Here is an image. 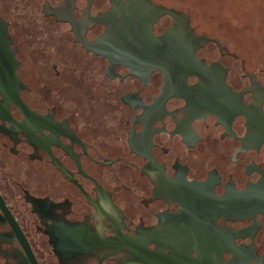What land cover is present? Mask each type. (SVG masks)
Instances as JSON below:
<instances>
[{"label": "flooded vegetation", "instance_id": "af4514ba", "mask_svg": "<svg viewBox=\"0 0 264 264\" xmlns=\"http://www.w3.org/2000/svg\"><path fill=\"white\" fill-rule=\"evenodd\" d=\"M42 1L62 39L29 64L0 12L33 112L0 95V264H264L263 78L184 37L187 66L152 67L184 27L169 14L151 24L159 53L107 49L147 32L150 4L192 29L166 0Z\"/></svg>", "mask_w": 264, "mask_h": 264}, {"label": "water", "instance_id": "95a60500", "mask_svg": "<svg viewBox=\"0 0 264 264\" xmlns=\"http://www.w3.org/2000/svg\"><path fill=\"white\" fill-rule=\"evenodd\" d=\"M67 1V0H43V9L44 8H51L60 3ZM39 3V0H0V12L7 18H11L14 25L11 27V31L14 35L18 36V40H21L25 47L24 50L26 51L27 56L25 60H27V64L30 63V59L36 56V51H38L42 44L45 45L47 50H59V45H57L60 40L62 39L61 33H52V27L46 26L44 22H41V16L39 12L35 11V5ZM150 4V3H149ZM153 19L147 22V32L145 31L144 34H139L138 36L131 33V35H127V33L121 34H114V36L108 37L107 40V49L109 51H118L121 50L122 47L119 43L122 42L123 45H127L128 50L131 52L135 49H139L145 52H153L156 51V54L159 53L158 47L163 46L164 38L163 37H154L151 33V24L156 21L157 17L163 14H169L174 19L184 20L183 29L182 30H174L171 31L170 35L172 38L171 43V63H165L164 57L155 56L154 61L151 60L154 64L152 67L154 68H162L164 67H184L188 64L185 60H189V58L185 57V55L190 54L192 57L191 48H185L184 46H180V40L178 38H188L191 41L197 42L196 47L204 46L209 39L205 36L196 37L193 34L192 29L189 28L187 25V18H185L181 12L175 11L173 9H166L161 6H156L150 4ZM142 23V22H141ZM128 24V23H127ZM129 25L132 26V23ZM50 26V25H49ZM129 26V28H132ZM40 31V33L38 32ZM46 30V32H45ZM55 31V30H54ZM43 32V33H42ZM22 36V38L20 37ZM24 38V39H23ZM190 40H187L189 43ZM190 41V42H191ZM41 42H43L41 44ZM100 39L94 41V44L97 43V50H101V43ZM53 48V49H52ZM67 49V48H66ZM104 49V48H103ZM125 49V48H124ZM62 50V48H61ZM138 50V51H139ZM96 51V50H95ZM187 51V52H186ZM204 51H207L211 57H218L220 56L219 53L214 51L208 45L204 48ZM28 52V53H27ZM25 54V55H26ZM66 56V55H64ZM42 57V56H41ZM131 59V56H130ZM34 60V59H33ZM66 62V59H64ZM63 60V61H64ZM70 60V59H69ZM68 60V61H69ZM226 65H230L235 69H239L234 64H232L227 59H223ZM35 62V60L33 61ZM41 66L46 68L47 57L46 55L39 60ZM14 61L11 57V51L8 48V40H7V33L4 29L0 26V95L3 97L4 101L7 103L13 102L19 106L23 113L28 114L29 116L33 114V112L29 111V109L21 103L18 95V86L15 77V68H14ZM205 66V65H204ZM66 67V66H65ZM10 69V70H9ZM238 71V70H237ZM50 71L46 69L43 73L44 79L46 81H53L55 78ZM62 78V76H61ZM61 84H64L62 79H59ZM67 84V83H66ZM67 88H70V84L64 85ZM69 86V87H68ZM67 90V89H66ZM6 105L0 104V116H4L8 114V109Z\"/></svg>", "mask_w": 264, "mask_h": 264}, {"label": "rangeland", "instance_id": "374dc122", "mask_svg": "<svg viewBox=\"0 0 264 264\" xmlns=\"http://www.w3.org/2000/svg\"><path fill=\"white\" fill-rule=\"evenodd\" d=\"M189 19L207 45L264 80V0H166Z\"/></svg>", "mask_w": 264, "mask_h": 264}]
</instances>
